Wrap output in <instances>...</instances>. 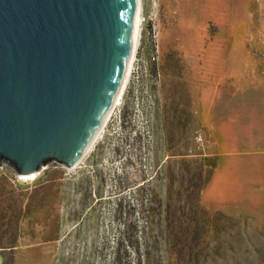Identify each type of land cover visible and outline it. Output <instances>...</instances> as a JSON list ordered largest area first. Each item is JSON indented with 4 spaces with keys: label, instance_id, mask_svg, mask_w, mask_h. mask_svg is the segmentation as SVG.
<instances>
[{
    "label": "rangeland",
    "instance_id": "obj_1",
    "mask_svg": "<svg viewBox=\"0 0 264 264\" xmlns=\"http://www.w3.org/2000/svg\"><path fill=\"white\" fill-rule=\"evenodd\" d=\"M139 9L124 91L81 162L32 181L0 166V264H264V211L201 202L211 95L264 84V0Z\"/></svg>",
    "mask_w": 264,
    "mask_h": 264
},
{
    "label": "water",
    "instance_id": "obj_2",
    "mask_svg": "<svg viewBox=\"0 0 264 264\" xmlns=\"http://www.w3.org/2000/svg\"><path fill=\"white\" fill-rule=\"evenodd\" d=\"M134 0H0V166L69 167L127 72Z\"/></svg>",
    "mask_w": 264,
    "mask_h": 264
},
{
    "label": "crops",
    "instance_id": "obj_3",
    "mask_svg": "<svg viewBox=\"0 0 264 264\" xmlns=\"http://www.w3.org/2000/svg\"><path fill=\"white\" fill-rule=\"evenodd\" d=\"M214 166L202 192L209 211L231 216L264 211V84L211 95Z\"/></svg>",
    "mask_w": 264,
    "mask_h": 264
},
{
    "label": "bare ground",
    "instance_id": "obj_4",
    "mask_svg": "<svg viewBox=\"0 0 264 264\" xmlns=\"http://www.w3.org/2000/svg\"><path fill=\"white\" fill-rule=\"evenodd\" d=\"M134 23H133V37H132V41H131V45H130V58H128V67H127V72H126V75L124 76V80L122 82V86L120 88V92L118 93V96L116 98V100L114 101V104L112 105V107L110 108V110L108 111V114L105 118V121H104V124L103 126L98 130V132L92 137V139L89 141L88 145L85 146L83 152L81 153V156L77 159V161L73 162L69 167H66V168H71V167H74L75 165H77L79 162H81L82 158L84 155H86L85 153L88 151L90 145L93 144V142H95L98 134L100 133V131L102 130V128H104L105 124H106V121L110 115V112L111 110L114 109V107L116 105L119 104V99H120V95L121 93H123L124 91V88H125V84H126V81H127V78L130 74V69L132 67V61H133V58L135 56V50H136V41L138 40V28H139V23H140V9H139V6H140V0H134ZM40 172V171H39ZM39 172L37 173H34L30 176H27V177H24L23 175H17L18 176V180H23V181H32L33 179H35Z\"/></svg>",
    "mask_w": 264,
    "mask_h": 264
},
{
    "label": "built area",
    "instance_id": "obj_5",
    "mask_svg": "<svg viewBox=\"0 0 264 264\" xmlns=\"http://www.w3.org/2000/svg\"><path fill=\"white\" fill-rule=\"evenodd\" d=\"M194 142L199 147L201 146L202 140H201V137H200V134L199 133H196L195 134V136H194Z\"/></svg>",
    "mask_w": 264,
    "mask_h": 264
}]
</instances>
